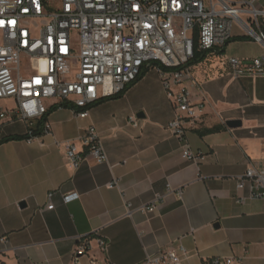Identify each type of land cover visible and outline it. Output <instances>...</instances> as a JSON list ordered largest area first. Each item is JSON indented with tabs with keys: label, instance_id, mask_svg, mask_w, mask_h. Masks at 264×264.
Segmentation results:
<instances>
[{
	"label": "crops",
	"instance_id": "0c3cea01",
	"mask_svg": "<svg viewBox=\"0 0 264 264\" xmlns=\"http://www.w3.org/2000/svg\"><path fill=\"white\" fill-rule=\"evenodd\" d=\"M248 36L235 24L225 46L190 66L193 102L204 103L187 131L192 151L203 154L197 162L183 157V144L169 128L175 112L154 68L122 96L99 100L85 117L59 107L48 116L50 132L1 143L0 262L141 264L182 246V264L213 258L264 264V199L251 198L249 185L238 186L251 165L264 162V75L236 77L229 63L230 57L264 56V44ZM228 120L241 125L229 127ZM39 122L31 127L16 113L0 119V141ZM91 126L108 161L87 156L74 168L65 143L84 150L79 139ZM213 128L219 129L208 132ZM115 179L119 187H109ZM68 194L75 197L66 203ZM151 205L153 212L143 209Z\"/></svg>",
	"mask_w": 264,
	"mask_h": 264
},
{
	"label": "built area",
	"instance_id": "2783aa9c",
	"mask_svg": "<svg viewBox=\"0 0 264 264\" xmlns=\"http://www.w3.org/2000/svg\"><path fill=\"white\" fill-rule=\"evenodd\" d=\"M235 24L264 44V0H60L58 4L0 0V99H13L16 105L3 107L0 119L16 113L32 127L60 102L85 117L99 100L121 93L145 67H152L174 108L169 128L183 144V157L197 162L203 154L192 151L187 131L201 118L204 103L193 102L189 89L193 76L186 64L194 55L196 39L202 51L223 47ZM229 63L236 77L264 75V56L247 61L230 57ZM50 130L47 118L44 132ZM79 140L84 150L74 142L65 143L74 168L87 156L99 163L108 161L95 127L86 129ZM119 182L115 179L109 187H119ZM245 185L250 186L251 198L264 199V162L251 165L238 178V186ZM177 194L182 197L183 191ZM54 195L50 192L49 199ZM74 197L68 194L63 199L68 203ZM143 209L153 212L155 206ZM98 241L105 251L106 241ZM87 247L84 242L78 252ZM182 254L184 247H171L148 255L141 264H182ZM233 260L213 258L208 264Z\"/></svg>",
	"mask_w": 264,
	"mask_h": 264
},
{
	"label": "trees",
	"instance_id": "16d2710c",
	"mask_svg": "<svg viewBox=\"0 0 264 264\" xmlns=\"http://www.w3.org/2000/svg\"><path fill=\"white\" fill-rule=\"evenodd\" d=\"M246 38H249L246 37ZM208 51H202L199 49V45H198V40L196 39L195 40V45H194V55L193 57L188 61V63L186 64V66H193L199 62H201L206 54H207ZM152 67L148 68V67H145L141 73L139 74V76L137 77V79L131 83L130 85H128L126 87V89L124 91H122L121 93L119 94H116L114 96H111V97H119V96H122L124 93H126V91L131 87L133 86L135 83H137L138 81H140L144 76L145 74L151 69ZM104 100V99H103ZM59 107H71V105H69V103L67 102H60L58 104H54L52 105L50 108H49V111L47 112V114L42 118L40 119V122H39V126L38 128L34 129L32 128L31 129V132L30 133H27L25 135H15V136H9V137H6L4 139H2L0 141V144L3 143V142H7V141H10V140H17V139H23V138H32V137H35L39 134H41L42 132H44V123L46 121V119L48 118V116L50 115V113L59 108ZM219 128H213V129H210L208 130V132H213L215 130H218Z\"/></svg>",
	"mask_w": 264,
	"mask_h": 264
},
{
	"label": "rangeland",
	"instance_id": "374dc122",
	"mask_svg": "<svg viewBox=\"0 0 264 264\" xmlns=\"http://www.w3.org/2000/svg\"><path fill=\"white\" fill-rule=\"evenodd\" d=\"M59 2L60 0H51L52 4H58ZM23 64H25V62ZM5 106L14 107V102L11 100L8 101L7 99H0V107Z\"/></svg>",
	"mask_w": 264,
	"mask_h": 264
},
{
	"label": "water",
	"instance_id": "95a60500",
	"mask_svg": "<svg viewBox=\"0 0 264 264\" xmlns=\"http://www.w3.org/2000/svg\"><path fill=\"white\" fill-rule=\"evenodd\" d=\"M227 125L229 127H237V126L241 125V120H228Z\"/></svg>",
	"mask_w": 264,
	"mask_h": 264
}]
</instances>
